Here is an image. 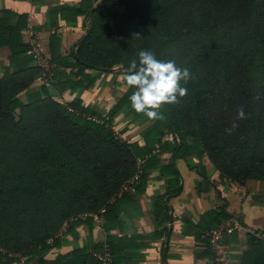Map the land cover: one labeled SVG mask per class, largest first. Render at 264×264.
<instances>
[{"label":"trees","instance_id":"16d2710c","mask_svg":"<svg viewBox=\"0 0 264 264\" xmlns=\"http://www.w3.org/2000/svg\"><path fill=\"white\" fill-rule=\"evenodd\" d=\"M260 8L263 21L250 31L248 28L253 25ZM92 23V28L76 46L71 63L78 72L86 68L106 71L119 66L127 74L134 59L139 66V57H132V53L137 49L135 36L140 29H157L165 44L211 34L220 27L239 29L248 40L245 46L234 45L229 50L204 52L189 61L192 78L185 85L187 95L180 98L177 105H164L161 109L164 118L155 120L156 124L148 131L152 133L162 124L173 142L175 136L179 139L178 151L182 157L184 150L195 146L198 153L204 152L220 174L230 180H264V0H101L93 8ZM49 62L57 64L55 56ZM32 68L40 77V68ZM25 85L26 81L13 78L0 80V129L22 131L18 146L24 153H31L32 158L45 160L54 152L64 156L75 155L76 161L84 168L88 167L92 176L96 174L101 179L97 194L94 189L88 192L91 208L88 212H96L100 206H106L108 197L114 196L132 175L137 148L113 134L109 118L104 123L85 119L81 114L94 112L75 100L65 105L51 99L33 105L15 104L13 94ZM135 90L129 86L117 107L129 106L126 114H132L133 119H149L131 106L129 98ZM181 104L182 116L178 117L175 108ZM241 106L247 118L238 121L239 128L229 134L226 129L231 127ZM15 108H19L18 113L28 109L41 110L42 113L36 114L39 117L29 127H19L20 119L12 113ZM161 133L158 131L156 137ZM103 146L105 149L113 147L116 151L106 155L101 150ZM96 149L99 152L94 151ZM88 193L81 190L66 207L86 205L88 199L84 202L81 199ZM211 214L213 222L202 231V239L213 260L211 264H219L210 241V231L228 218V214L222 210ZM84 222L85 218L81 216L73 217L65 229L44 235L28 245V249L19 256L25 257L24 262L39 256L40 264H103L96 254L106 252L108 264H113L108 243L100 252L87 253L75 248L56 254L50 260L42 258L47 250L64 242L63 236L71 233L70 226ZM248 238L255 240L251 235ZM19 256L12 257L0 250V264L19 262ZM241 264H264V254L246 253Z\"/></svg>","mask_w":264,"mask_h":264},{"label":"crops","instance_id":"0c3cea01","mask_svg":"<svg viewBox=\"0 0 264 264\" xmlns=\"http://www.w3.org/2000/svg\"><path fill=\"white\" fill-rule=\"evenodd\" d=\"M98 2L0 0V80L26 81L13 94V102L33 105L51 99L65 105L75 100L94 112L81 114L85 119L106 116L112 132L138 152L132 175L108 197L106 206L81 216L85 222L70 226L64 242L42 258L50 260L75 248L100 252L108 243L113 264H211L202 231L213 222L211 212L219 210L228 214L214 246L222 264H241L246 253L264 254V180H230L195 146L182 157L179 139L175 136L173 142L162 124L150 133L155 120L133 119L126 114L129 106L117 107L129 87L119 66L81 72L72 66L88 27V11ZM32 33L39 54L47 61L55 56L48 81L32 68L38 67L27 52ZM158 131L162 133L156 137ZM250 235L255 240H249Z\"/></svg>","mask_w":264,"mask_h":264},{"label":"rangeland","instance_id":"374dc122","mask_svg":"<svg viewBox=\"0 0 264 264\" xmlns=\"http://www.w3.org/2000/svg\"><path fill=\"white\" fill-rule=\"evenodd\" d=\"M257 13L253 25L248 28L250 31L263 21L262 8ZM163 39L155 28L138 30L135 36L137 49H133L135 53L132 57H138L141 50H150L157 59L175 60L178 66L189 68V61L204 52L229 50L234 45L245 46L248 41L239 29L229 27H220L211 34L199 37H188L178 43L165 44ZM182 104L175 108L178 117L182 116ZM187 107L185 104V110H188ZM41 113L36 109L18 113L19 127H29L39 117L36 114ZM21 133L18 129H0V250L12 257L19 256L28 249V245L44 235L62 231L73 217L88 213L91 209L88 192L94 189L97 194L101 180L96 174L92 176L88 167L84 168L76 161L75 155L64 156L54 152L48 154L45 160L32 158L31 153H24L18 146ZM113 134L119 139L114 131ZM24 140L29 143L27 138ZM101 150L106 155L116 151L113 147L105 149V146ZM94 151L99 152L98 149ZM81 190L88 193L81 199L82 202L88 199L87 204L66 207ZM20 260L24 261V258L19 256Z\"/></svg>","mask_w":264,"mask_h":264},{"label":"clouds","instance_id":"9594fccd","mask_svg":"<svg viewBox=\"0 0 264 264\" xmlns=\"http://www.w3.org/2000/svg\"><path fill=\"white\" fill-rule=\"evenodd\" d=\"M139 66L134 59L126 74V84L136 90L130 96L132 108L145 114L150 120L163 119L161 109L164 105L177 104L187 95L185 85L192 78L190 70L180 67L175 60L157 59L150 50L138 53ZM243 106L237 110L236 118L226 131L231 134L239 128L238 121L246 119Z\"/></svg>","mask_w":264,"mask_h":264},{"label":"built area","instance_id":"2783aa9c","mask_svg":"<svg viewBox=\"0 0 264 264\" xmlns=\"http://www.w3.org/2000/svg\"><path fill=\"white\" fill-rule=\"evenodd\" d=\"M27 52L33 57V59L35 60L37 66L40 68V78L44 81H48L50 78V68L52 66V63H50L49 61H47L46 59H44L39 52L37 51V44H36V39H35V35L32 33L31 38L29 39V48L27 50ZM87 119L95 122V123H104V121L107 119L106 116H102V117H97V116H87ZM223 226L219 225L217 228L212 229L210 231V235H211V243L213 245V247L217 244V240L219 239L222 230H223ZM217 255V261L219 262V264L221 263L222 260V256L218 253H216ZM107 253L104 252L103 254H96V257L101 260V262L103 264H108V258H107Z\"/></svg>","mask_w":264,"mask_h":264},{"label":"water","instance_id":"95a60500","mask_svg":"<svg viewBox=\"0 0 264 264\" xmlns=\"http://www.w3.org/2000/svg\"><path fill=\"white\" fill-rule=\"evenodd\" d=\"M100 1H101V0H99V2H100ZM93 8H94V7H91V8L89 9V11H88V20H89V22H88V27H87L85 33L80 37L78 43H80V42L83 40V38L86 36V34H87V33L89 32V30L92 28V24H93V23H92V11H93ZM118 70H119L120 72H124V73L127 72V71H125L124 69H122V68H120V67H118ZM164 110L166 111L165 108H164ZM178 145H179V140H178ZM39 261H40V257L37 256V257L34 258V260L31 262V264H39Z\"/></svg>","mask_w":264,"mask_h":264}]
</instances>
